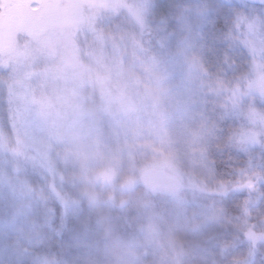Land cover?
<instances>
[{
  "label": "rangeland",
  "instance_id": "rangeland-1",
  "mask_svg": "<svg viewBox=\"0 0 264 264\" xmlns=\"http://www.w3.org/2000/svg\"><path fill=\"white\" fill-rule=\"evenodd\" d=\"M262 3L0 0V100L9 107L8 131L0 125V264H214L231 262L233 238L264 242V217L243 214L234 226L216 204L221 186L208 157L228 107L250 124L242 145L264 149ZM103 15L128 18L135 37L152 33L163 55H143L98 25ZM88 78L102 82L104 112L89 103ZM32 154L36 163L25 158ZM256 166L219 195L264 184ZM42 190L60 207L54 232L37 215ZM86 205L131 208L139 220L129 234L66 247L60 234Z\"/></svg>",
  "mask_w": 264,
  "mask_h": 264
},
{
  "label": "trees",
  "instance_id": "trees-1",
  "mask_svg": "<svg viewBox=\"0 0 264 264\" xmlns=\"http://www.w3.org/2000/svg\"><path fill=\"white\" fill-rule=\"evenodd\" d=\"M243 5L260 6L263 3L255 4L251 2H245L239 0ZM5 15H0L2 21ZM106 16H102L100 21L97 20V24H104L107 22L110 26L116 29L127 42H134V47L143 55L162 56L163 52L159 48L157 41L153 38L152 33H145L139 37H135V25L131 23L125 16H116L107 20H103ZM0 30V34H1ZM84 68V67H83ZM88 78V91L90 101L89 103L98 108L99 112H104V108L101 107V101L98 100V95L101 94L99 82L95 79L90 80ZM100 105V106H99ZM8 104L0 100V125L3 131H8ZM226 115L218 122L215 123L212 132V141L208 152L211 165L213 167V178L221 186L218 192H224L238 183L239 177L237 176L240 171L246 169L249 162L255 163L257 168H252L251 171L259 174H264V149L258 154L257 148H250L242 145L241 139L244 130L250 127L247 118L240 113L234 111V108L228 107ZM107 115V114H106ZM26 160L36 163V158L33 154L30 157H25ZM52 174H59L58 169L50 170ZM100 179V178H99ZM179 188V184L177 185ZM250 192L247 195L252 200V203H248L247 208L242 207L241 200L247 195L244 193L236 192L230 193L228 196L222 197L219 193L215 196V202L224 210L225 216L230 220L231 224L237 226L240 219L243 218V214L249 215V218L258 219L264 217V184L259 183L255 188L248 187ZM41 191V194H45L46 198L42 205L43 209L37 214L39 217H46L49 221L48 225L53 228L58 226L59 221V209L60 207L53 200V197L45 192ZM225 193V192H224ZM254 199V200H253ZM255 202V203H254ZM242 207V208H241ZM131 208L126 209L125 212H121L117 209H110L108 213L98 206H81L80 212L77 217L70 218L66 224V230L60 234V243L75 249H83L92 244H99L104 241H109L116 237H120L129 234L131 224L134 225L137 221L131 219ZM148 211L145 214H140L141 219L148 216ZM229 247L227 250L228 256L232 255L231 262L225 261L224 257L218 258L214 264H264V242H261L256 248H253L251 244L233 238L229 241Z\"/></svg>",
  "mask_w": 264,
  "mask_h": 264
},
{
  "label": "snow or ice",
  "instance_id": "snow-or-ice-1",
  "mask_svg": "<svg viewBox=\"0 0 264 264\" xmlns=\"http://www.w3.org/2000/svg\"><path fill=\"white\" fill-rule=\"evenodd\" d=\"M261 11H264V9H262ZM257 16L260 15V13H256ZM260 40L262 42H264V31H261V33L259 34ZM248 37L246 36L245 39H247Z\"/></svg>",
  "mask_w": 264,
  "mask_h": 264
},
{
  "label": "water",
  "instance_id": "water-1",
  "mask_svg": "<svg viewBox=\"0 0 264 264\" xmlns=\"http://www.w3.org/2000/svg\"><path fill=\"white\" fill-rule=\"evenodd\" d=\"M245 2H251V3H255V4H260L262 2H264V0H244Z\"/></svg>",
  "mask_w": 264,
  "mask_h": 264
}]
</instances>
